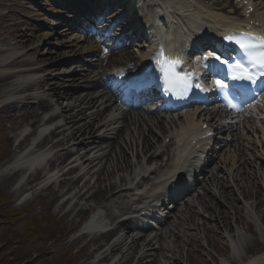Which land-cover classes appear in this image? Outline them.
<instances>
[{
  "label": "bare ground",
  "instance_id": "obj_1",
  "mask_svg": "<svg viewBox=\"0 0 264 264\" xmlns=\"http://www.w3.org/2000/svg\"><path fill=\"white\" fill-rule=\"evenodd\" d=\"M108 1L112 0H106L105 3ZM169 1L159 0L155 4V7H157L155 9H164V11L160 12L166 15L164 17L168 19L166 21L168 23L167 26H170V30L163 31L162 36L167 40L176 37L177 33H179L178 46L182 49L185 48L190 40L187 41L182 38V35L184 36L188 32L184 30L183 26H180L183 23L180 22L176 12L178 8L186 9L189 18H197L203 21L204 15L209 16L212 21V23L209 22L210 29L220 27L221 29L229 30L231 27L225 23H233L234 16L242 4L234 6L233 3L227 5L225 0H205L208 2L206 5L203 0H173L180 7L172 3L169 4ZM244 1H248L250 5L255 6L260 11L254 18H264V0ZM120 7H125L123 2ZM238 12L240 13L241 11ZM113 13H115L113 15H116L118 11L115 10ZM40 17H42L41 13L34 14V18ZM130 18L132 17L121 19L117 23V27L114 30L111 29L113 31L109 36L122 34L128 26L121 29H118V27L122 22ZM150 20L152 21L151 24H154V19L150 18ZM61 25L64 28L63 31L72 29L70 22L63 21ZM51 29H55V27L53 26ZM105 31L104 29L103 35H105ZM23 33H30L29 38L21 35L16 44L8 43L6 44L8 48L0 47V93H10L14 96L34 89L43 92V94H34L27 99L30 105L26 104V106L29 105L30 116L36 120L33 123V126L36 127L33 134L37 130L42 132L45 128L55 124L54 128L46 134L43 142H40V144H49V149L54 151L53 158H50L47 165L43 168L44 171L49 169L50 172L45 176L46 187L43 191L50 192L55 187L65 190L64 192H55L51 195L53 211L63 218L70 216L77 218L90 211L93 208V203L99 204L100 201H107L104 208H108L106 218H109V220H104L105 218H102L100 214L94 215L85 225L84 233L79 237V242L89 238L84 247L86 249V251L84 250L86 256L85 264H182V261H185L186 264H192L198 259H203L206 255L210 256L198 236L200 233L209 248L216 254L223 252V248L219 243L220 240L231 241L230 246L225 245L228 249L231 248L232 252V255L228 254V264H264V242L261 241L258 233L253 235V238H249L246 234L249 231L250 223H248V220L253 219L254 215H258L259 207L264 206V200L260 197V192L264 191L263 116L243 115L242 119H249L246 122L251 125L248 129L245 125H242L240 118L237 124H232L226 123L227 120L235 121V119L219 117L217 110L214 114L211 112L207 114L211 116L210 120H208L210 126L218 130L221 128V132H227L229 137L230 135L234 137L233 133H235L238 142V145H236L237 149H233V146L225 145L227 139L219 141L209 151V154L215 155L216 153L217 156V147L222 145L219 148L218 157L222 156V148L225 146L224 151L230 152L228 157L236 158L241 155V158H237L236 163L233 162L232 169L225 172V175L230 181H238L239 178L245 177L251 184V189L248 186L249 183L241 185L240 182L236 187L232 185L227 187L223 177L221 178L219 175V172L225 171V169L221 170L220 167L215 166L213 171L209 170L204 174L201 184L199 181L197 182V184L201 185L202 195L194 191V187L190 191L184 192L193 193L189 198V202H186V197H183L175 203V214H173L172 222H166L165 220L164 224L153 235H147L145 232L141 236L139 232L135 235V230L138 229L132 219L137 214L136 211L139 210V203L145 198L139 197L137 200L135 194L131 191H121L119 189L131 187L129 179L132 176L134 180H137L142 177V174H146L149 169L154 170V166L158 162L160 163V168H158L160 171L154 173L155 178L153 180L155 182L160 179V183L168 182L171 180L170 175L174 174V176H177L181 163L190 157L187 146L183 143L185 140L170 144L164 149L161 136L166 135V138H170L174 133L179 134L181 131H190L191 133L197 123L202 122L200 118L206 117L204 115L205 112L203 113L202 111L198 116V113L196 114L197 109L182 111L174 114L175 116L169 119H164L161 117L160 112L156 113L148 108L131 109L129 111L116 109V107L118 108V100L103 79L105 72L114 67L125 66L126 68L131 66L130 64L132 63L146 60L148 53L151 51L150 46H139L137 51H130L126 48L117 50L113 47L115 46L114 43L110 44L106 48L107 52H105V39L102 37L77 36L75 41L79 43V46L71 45L69 48L80 49L79 51L85 58L94 57L93 54H96L97 67L96 70H86V76L82 75L80 78H75L72 77V71H67L66 69L67 64L76 62L75 59H72L73 57L54 63L51 61L59 54L58 51L47 50L38 58L29 59L31 55L39 54L43 51L41 46H33L27 49L29 45H32V41L39 37L41 32L29 28L24 30ZM135 34H139V32L136 31ZM45 36L48 38L54 37L52 32L45 34ZM158 39L155 31L154 37L152 36L153 43ZM14 45L18 47L16 46L17 48L15 49ZM55 50H59V48L56 47ZM30 65H40L30 71V74L34 76L47 71H61L62 75L60 77L45 75L27 79L22 78V75L27 74L28 71L16 70L7 73L8 70ZM92 74H95L93 76L95 81L86 82V78L91 77ZM76 80L85 81L83 86V91L85 92L75 94L76 92L74 91L60 88L63 84H75ZM32 100L35 103H31ZM263 100L261 102H264ZM63 101H66V103H63ZM21 103L23 102L15 99L3 107L5 109L16 108L17 105H22ZM35 107L43 113L35 114ZM57 107H59V110H57ZM94 108L96 109L95 114L93 116L88 115V111ZM212 109H215V107H212ZM46 113L50 114L47 115ZM107 113L106 118L100 122L101 126H94L95 120L105 116ZM88 118L90 121L80 127H76L78 123L85 122ZM115 125L118 128L111 130L110 128ZM103 129L106 130L101 136L96 134ZM113 130H115V136L111 135ZM155 130L161 133L155 132ZM244 130H247L249 135H246ZM250 130L258 134V136H255L254 142L260 146L259 148L262 149V152L253 158V163L256 166L253 163H249L251 165L249 169L247 168L248 164L246 165L247 160H244L241 153L246 148L244 143L251 144L252 137H254ZM13 131H15V127L10 130V132ZM127 132H129V135H125ZM85 136H90L85 144L82 142L77 143L79 139H83ZM183 136L180 135V138ZM58 137L60 139H57ZM20 146L21 143L17 144L16 149H19ZM163 149L164 151L161 153ZM175 149L178 150L179 154L174 165L175 168H179L170 172L173 166L172 154L175 153ZM26 150L20 156L18 155L3 164L0 167V176L4 177L6 186H10L18 174L23 175V177L26 176V181L20 188L24 190L29 186L30 191L35 187L33 185L35 180L28 175L35 166L43 164L44 157L40 155L29 159L27 155L24 157ZM28 151H33L32 153H34L35 150L29 149ZM68 160L71 162L67 165ZM13 162H17L19 166L23 167L19 169L13 167L11 170L10 167ZM238 163L239 167L235 169ZM50 168L59 169L60 175L54 174L53 169ZM8 170H11L10 172L12 173L3 176ZM140 171H143V173ZM240 172L243 174L242 176L239 175ZM234 173H236L235 177H233ZM54 175H57V177ZM159 175L160 177H158ZM88 176H90V179L86 180V183L82 185L81 182ZM166 188L164 187V189ZM233 188H238L240 196L237 195L235 190H232ZM19 189H11V192L17 194ZM220 190H223V192ZM157 193L151 192L149 197H153ZM110 195L111 197L109 198ZM23 196L24 194L20 195L19 199ZM66 196L69 197L63 203L56 205L59 199H64ZM207 197L210 198V201L206 200ZM248 197L249 200H252L251 203H249ZM71 203L72 205H70ZM112 208H114V211ZM139 212L142 211L139 210ZM205 213H209L210 216H203ZM130 215L133 217L126 218ZM118 216L124 217L115 223ZM201 216L205 220L202 223H198L196 218ZM260 222L264 225V214L261 215ZM188 223L191 228L193 227L191 230L196 232L195 234L191 230L186 231L185 228ZM246 223L247 226H245ZM105 228H108L107 232L97 235L98 231ZM119 232L123 234L118 235ZM226 234L230 237V241ZM172 238L175 240L167 242L168 239L171 240ZM192 246L196 247L194 251L190 250ZM180 251L185 252L184 256ZM203 251H206L205 255ZM133 258H135L134 261ZM224 264L226 263L224 262Z\"/></svg>",
  "mask_w": 264,
  "mask_h": 264
},
{
  "label": "rangeland",
  "instance_id": "obj_2",
  "mask_svg": "<svg viewBox=\"0 0 264 264\" xmlns=\"http://www.w3.org/2000/svg\"><path fill=\"white\" fill-rule=\"evenodd\" d=\"M47 4H50V2L47 0H0V47L8 48V45L6 44L8 43L16 44L18 38L21 35H24L25 38L27 37L29 38L30 33H23V31L26 29L30 28V29L39 30L41 32L39 34V37L33 40L31 43L32 45L31 46L29 45L27 49L33 46H41L43 47V51L39 54L31 55L29 59L38 58L41 54H44L45 51L47 50L58 51L59 54L56 55V57H54L53 59L54 61L52 60L51 62L55 63L56 61L65 59V57L67 56L69 57L73 56L74 58L76 57L77 58L76 62L69 63L66 65L67 71H72L75 73L82 72V74L83 73L85 74L86 73L84 72L85 69L86 68L89 69L86 64L94 65V59H90L93 62L88 61L83 57H80V59H78V57L81 55L80 53L81 51H79L80 49L76 50L75 47L72 48L69 47L71 45L79 46V43H77L73 39L74 35L71 34V32L65 34V31H63L62 29L63 27L59 25L62 23L61 18L58 17V14H56V12H59V4L57 3L50 4L49 6H47ZM36 13H41L42 17L34 18V14ZM52 23L56 27L54 30H51V27L53 26L51 25ZM50 32H52V34L54 35L53 38H48L45 36V34H48ZM16 46L14 45L15 49L18 47ZM56 47H58L59 50H55ZM128 50L137 51L138 46H129ZM39 66L40 65H32V66L30 65V66L20 67L19 69L15 68L12 70H8L7 73H11L16 70L32 71L34 68ZM44 75L60 77L62 75V72L47 71L46 73H40L39 75L37 74L36 76L31 74H23L22 78H27V79L36 78L40 76L42 77ZM80 75L81 74H77L74 76L80 77ZM94 75L95 74H92L91 77H89L86 80V82L92 80ZM83 82H84L83 80H76L75 84L72 85L63 84L60 88L63 90L66 89L67 87L66 85L76 86L78 88L77 90H79V92L81 93L80 88H83V85L85 84ZM34 90H31L26 93L24 91L21 94L14 96H12L10 93H0V167L6 162L13 159L14 157L20 155L24 150H26V148H28L31 144L34 143L37 133L34 134L32 133L36 129V127L33 126V123L36 120H34L30 116L29 113L30 102L27 101V99H29L34 94H43L42 91H37V90L34 91ZM82 92L85 91L82 90ZM15 99L19 100L20 102H23L21 103L22 105L19 104L17 105L16 108H11V109H5L3 107L5 104H9ZM31 103H35V101L32 100ZM63 103H66V101H63ZM26 104L29 105L26 106ZM18 107H22V108H18ZM57 110H59V107H57ZM95 112L96 110L88 112V115L93 116ZM34 113L41 114L43 112L39 111L38 108L35 107ZM104 117L105 116L101 118H97L95 120L97 127L100 125L99 124L100 120ZM88 121H90L89 118L86 119L85 122L83 121L81 123H78L76 127H80L85 123H87ZM244 123L246 124V121ZM54 126L55 124L52 127ZM250 126L251 125L249 124L247 128H250ZM12 127H15V131L10 132ZM244 132L246 135L248 134L247 130H244ZM251 133L258 136V134L253 133L252 130ZM125 135H129V132H127ZM44 136L34 144V147H36L38 143L43 142ZM11 138L12 140H10ZM23 139L24 142L21 144L20 148L16 149L17 144L22 142ZM58 139H60V137H58ZM254 141L255 139L252 140L251 144L244 143L246 148H244L243 149L244 152L241 153L242 156L244 157V160H247L246 165L248 164L247 168L249 169L251 167L249 163H253V158L262 152V149L259 148L260 146H258ZM79 142L80 141L78 140L77 143ZM41 145L42 146L40 147L41 148L43 147L44 151L48 153V158L49 159L53 158L54 152L49 149V144L46 145L41 143ZM230 145L234 147L231 148L237 149L236 148V145H238L237 140L236 142L231 141ZM228 153L230 152L223 151L222 156H220L218 160L214 162V165L211 166L212 168L210 170L213 171V167L215 166L220 167L221 170L225 169V171L219 172V175L221 178L223 177V181L225 182V185L227 187L231 185L233 187L234 186L236 187V185L239 184V182L241 183V185H247V183L249 182L245 177L239 178L238 181L236 180L230 181L227 175H225V172H227V170L232 169L233 162L236 163L237 158H241V155L236 158H233L232 156L228 157ZM244 153L246 156L243 155ZM5 158L6 160H4ZM2 160H4V162ZM67 162L68 165L71 161L68 160ZM238 167H239V163L235 166V169ZM50 169H53L54 174H58V176L60 175L59 169H54V168H50ZM10 171L11 170H8L6 173L3 174V176L8 173H12ZM235 174L236 173H234L233 177H235ZM20 175L21 174L17 175L16 179L14 180V182L11 183L10 186H6L4 177L0 176L1 195L9 200V208L16 210L18 212V216L12 218L11 222L8 221L5 216L0 215V232L5 234L3 240L4 243L0 244V250H2L0 255L2 258H4L3 260L7 261V263L13 262V259L15 258L14 256L15 248H17V246L20 247L24 246L25 248L24 251L26 252L27 255L29 254L28 259L29 258L30 259L28 260V263H23V264H51V263L85 264L86 249L84 247L89 241L88 240L89 238L82 242H79V237L84 233L83 230L85 228V225L94 214L98 213L99 211L107 212L108 208L107 207L106 209L104 208L106 206L107 201L106 200L100 201L99 204L93 203V208L90 211H87L85 214L81 215L80 217L73 218V216H70L68 218H63L53 211L54 209L51 206L52 200L50 198L51 195L54 194L55 192H64L65 190L60 187H55L51 189L50 192H44L43 190L46 187V182H45L46 172L44 170H40L36 174L33 172L31 173L30 178L35 180L33 184L35 185V187L33 190L29 191L30 189L29 186L23 190L20 187L26 181V176L23 177V175L21 176ZM239 175L242 176L243 174H241L240 172ZM90 176L85 178L81 182V184L84 185L86 183L85 181L90 179ZM55 177H57V175ZM248 186L250 187V189L252 188L250 183ZM11 189L12 190L19 189V191L17 192V194H13L11 192ZM232 190L238 191V188H233ZM196 191L199 192L201 195L203 194L201 185L198 189H196ZM220 191L223 192V190ZM23 194L24 196L21 199H19V196ZM252 195L254 196V194ZM69 196H66L64 199L61 200L59 199V201L56 202V205L63 203L64 200H66ZM110 197L111 195L109 196V198ZM260 197L262 200H264L263 190L260 192ZM206 200L210 201V198L207 197ZM185 201L189 202V197L186 198ZM251 202L252 200H249V203ZM70 205H72V203ZM112 209L114 211V208ZM263 214H264V206H260L259 214L254 215L253 219L248 220V223L250 224H249V231H247V236L249 238H253V235L258 233L261 241L264 242V225L260 222V217ZM203 216L209 217L210 215L209 213H205V215ZM196 219L198 223H202L205 220V218H203L202 216L197 217ZM172 220H173V215L167 221L172 222ZM30 223H33V225H31L32 233L28 235H30L33 238V240L29 242L24 238L28 236L26 234L27 225L28 224L30 225ZM245 226H247V223L245 224ZM192 228L191 225L188 223L185 229L186 231H189ZM240 228L242 227L240 226ZM192 233L195 234L196 232L192 231ZM121 234L122 233H120V235ZM180 235L184 236L183 234ZM14 236H16V238ZM198 236L202 240V243L205 246V250H207L210 253V256L206 255L204 256L203 259L202 258L198 259L194 261L192 264H224V262L228 264V260H227L228 254L232 255V252H231V248L228 249L225 246V245L230 246V243L227 240L219 241L220 245L223 248V252L220 254L219 253L216 254L213 250H211V248H209L207 243L204 241L203 235L200 233ZM226 236L227 238H230L228 234H226ZM174 240H175L174 238H172L171 240L168 239L167 242L169 241L171 242ZM195 249H196L195 246L190 247L191 251H194ZM181 252L182 251H180V253ZM205 253L206 251H203L204 255ZM9 254H11V257H9ZM182 254L184 256L185 252H182ZM134 260L135 258H133V261ZM14 264H18V261ZM182 264H186L185 261H182Z\"/></svg>",
  "mask_w": 264,
  "mask_h": 264
},
{
  "label": "snow or ice",
  "instance_id": "obj_3",
  "mask_svg": "<svg viewBox=\"0 0 264 264\" xmlns=\"http://www.w3.org/2000/svg\"><path fill=\"white\" fill-rule=\"evenodd\" d=\"M223 39L235 47L224 49L214 45L204 46L207 55L203 51L200 53L211 86H186L180 94L170 91L169 95H174L177 100H187L189 88L196 87L200 92L213 91L219 94L223 106L230 111L243 112L251 104L264 108L259 99L264 96V37L237 34ZM169 75L174 76V73H167L166 79Z\"/></svg>",
  "mask_w": 264,
  "mask_h": 264
},
{
  "label": "trees",
  "instance_id": "obj_4",
  "mask_svg": "<svg viewBox=\"0 0 264 264\" xmlns=\"http://www.w3.org/2000/svg\"><path fill=\"white\" fill-rule=\"evenodd\" d=\"M0 215H7V220L11 222L12 218H14L16 215H17V212H15L13 209H10L9 208V200L6 199L5 197H3L0 193ZM33 223H30V225L28 224L27 225V232L26 234H30L32 233L31 229H32V226ZM4 237H5V234L0 232V244H3V240H4ZM16 238V236H14ZM25 240L27 241H32L33 238L28 235L24 238ZM16 247V246H15ZM24 246L23 247H20V246H17V248H15L14 250V256L15 258L13 259V262H10V263H7V261L3 260L4 258L1 257L0 255V264H14L18 261V264H23V263H28V255L26 254V252L24 251ZM2 250H0V253H1ZM9 257H11V254H9ZM27 257V258H26ZM20 261V262H19ZM22 262V263H21ZM51 264H54V263H51Z\"/></svg>",
  "mask_w": 264,
  "mask_h": 264
}]
</instances>
